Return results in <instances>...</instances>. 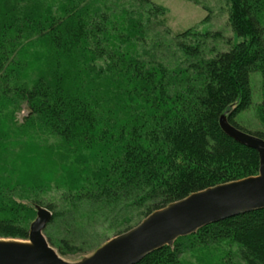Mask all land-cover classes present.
<instances>
[{
	"label": "trees",
	"instance_id": "16d2710c",
	"mask_svg": "<svg viewBox=\"0 0 264 264\" xmlns=\"http://www.w3.org/2000/svg\"><path fill=\"white\" fill-rule=\"evenodd\" d=\"M227 2L234 42L216 50L221 31L171 35L153 0H0V103L10 113L24 105L22 127H44L71 152L108 150L73 202L101 216L120 205L147 215L258 173L257 151L225 134L219 117L244 130L234 117L252 104L253 73L264 89V0ZM28 230L0 216V238L28 239ZM183 238L228 240L243 264H264V208L206 224L136 264H183Z\"/></svg>",
	"mask_w": 264,
	"mask_h": 264
},
{
	"label": "rangeland",
	"instance_id": "374dc122",
	"mask_svg": "<svg viewBox=\"0 0 264 264\" xmlns=\"http://www.w3.org/2000/svg\"><path fill=\"white\" fill-rule=\"evenodd\" d=\"M164 8L166 27L171 35L187 28L199 31H221L216 50H226L234 42L228 23L227 0H153ZM230 38V39H229ZM211 43V42H210ZM209 43V44H210ZM252 104L234 117L246 132L264 133V112L259 106L264 99L261 76L251 75ZM7 112L0 120V216L30 225L35 211L26 203L43 207L51 205V217L43 233L52 247H63L58 254L74 261L92 252L107 239L135 226L146 215L142 208L123 207L101 216L96 205L73 202V196L108 159L101 145L69 151L61 138L44 127H22L27 110L12 109L11 103H0ZM106 154V155H105ZM235 175L242 173L234 168ZM48 209V208H47ZM26 240V239H21ZM69 249H66L68 248ZM180 260L183 264H243L238 247L228 240L205 245L195 239L181 240Z\"/></svg>",
	"mask_w": 264,
	"mask_h": 264
},
{
	"label": "water",
	"instance_id": "95a60500",
	"mask_svg": "<svg viewBox=\"0 0 264 264\" xmlns=\"http://www.w3.org/2000/svg\"><path fill=\"white\" fill-rule=\"evenodd\" d=\"M219 125L225 134L257 151L256 175L192 192L155 209L135 226L74 261L62 258L50 245L43 230L52 213L34 204L36 216L29 225L28 239L0 238V264H136L150 252L172 246L178 237L206 224L264 208V138L232 125L225 113L219 117Z\"/></svg>",
	"mask_w": 264,
	"mask_h": 264
}]
</instances>
